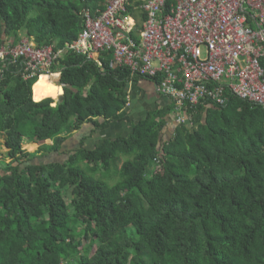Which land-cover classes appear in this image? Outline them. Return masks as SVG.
I'll use <instances>...</instances> for the list:
<instances>
[{
    "label": "trees",
    "instance_id": "obj_1",
    "mask_svg": "<svg viewBox=\"0 0 264 264\" xmlns=\"http://www.w3.org/2000/svg\"><path fill=\"white\" fill-rule=\"evenodd\" d=\"M103 4L0 0V46L65 48ZM111 58L68 50L58 102L48 75L0 76V264H264V110L202 106L164 141L171 101L132 119L130 83L144 79Z\"/></svg>",
    "mask_w": 264,
    "mask_h": 264
},
{
    "label": "built area",
    "instance_id": "obj_2",
    "mask_svg": "<svg viewBox=\"0 0 264 264\" xmlns=\"http://www.w3.org/2000/svg\"><path fill=\"white\" fill-rule=\"evenodd\" d=\"M84 15L79 38L65 48L23 37L0 46V76L17 66L24 81L51 70L68 50L103 67L151 82L172 103L174 125L194 126L201 107L238 98L264 110V0H103ZM145 13L147 19L130 13ZM143 24V30H138ZM140 38V41L136 37Z\"/></svg>",
    "mask_w": 264,
    "mask_h": 264
},
{
    "label": "crops",
    "instance_id": "obj_3",
    "mask_svg": "<svg viewBox=\"0 0 264 264\" xmlns=\"http://www.w3.org/2000/svg\"><path fill=\"white\" fill-rule=\"evenodd\" d=\"M129 93L132 105L127 111L134 120L142 118L150 110L162 108L168 104V99L157 95L154 85L146 80H141L137 84L135 82L130 83ZM113 133L117 136L121 135L120 130Z\"/></svg>",
    "mask_w": 264,
    "mask_h": 264
},
{
    "label": "rangeland",
    "instance_id": "obj_4",
    "mask_svg": "<svg viewBox=\"0 0 264 264\" xmlns=\"http://www.w3.org/2000/svg\"><path fill=\"white\" fill-rule=\"evenodd\" d=\"M21 35L23 36L24 35V33H21ZM24 37V36H23ZM60 98L58 97L57 99H53L55 102H57L58 100H59ZM174 124H172V126H170V127H168L167 129H165V131H164V134H163V138H164V141H167V140H169L170 139V137H171V135H172V132H173V126ZM2 143H3V138L2 137H0V166H1V164L3 163V162H5V161H7L6 160V157H5V151H4V149H3V147H2ZM50 143V142H49ZM23 148L25 149V150H28L29 152H35L36 150H38V148H39V146H38V144H35V143H33V144H25L24 146H23ZM68 151H70L71 152V150L72 149H67ZM66 160V158L65 157H58V158H56L55 157V159H52L51 161H65ZM47 161H50V160H42V161H38V162H47ZM8 163L9 162H11L10 160L9 161H7ZM116 181V179L114 178L113 179V182H115Z\"/></svg>",
    "mask_w": 264,
    "mask_h": 264
},
{
    "label": "clouds",
    "instance_id": "obj_5",
    "mask_svg": "<svg viewBox=\"0 0 264 264\" xmlns=\"http://www.w3.org/2000/svg\"><path fill=\"white\" fill-rule=\"evenodd\" d=\"M32 39V38H31ZM55 68V67H54ZM54 68L51 70L53 73H56V72H60V71H54ZM61 75H62V73H61ZM61 75L60 76H58L57 78H55L54 80H56V82H52V80H51V82L54 84V85H56L58 88H61V89H63V94L62 95H60L59 96V100L58 101H60L63 97L62 96H64V88H63V86H61L60 85V80H61ZM43 76V75H42ZM50 77V76H49ZM37 78V77H36ZM41 78V77H40ZM40 78L38 77V81L40 80ZM51 78V77H50ZM35 86V85H34ZM33 97H34V87H33ZM35 100V99H34ZM57 101V102H58ZM55 105V104H54ZM128 110V109H127Z\"/></svg>",
    "mask_w": 264,
    "mask_h": 264
},
{
    "label": "water",
    "instance_id": "obj_6",
    "mask_svg": "<svg viewBox=\"0 0 264 264\" xmlns=\"http://www.w3.org/2000/svg\"><path fill=\"white\" fill-rule=\"evenodd\" d=\"M63 97V96H62Z\"/></svg>",
    "mask_w": 264,
    "mask_h": 264
}]
</instances>
